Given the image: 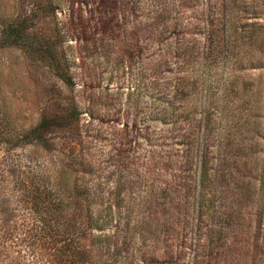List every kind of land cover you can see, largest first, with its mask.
Segmentation results:
<instances>
[{"label":"rangeland","instance_id":"1","mask_svg":"<svg viewBox=\"0 0 264 264\" xmlns=\"http://www.w3.org/2000/svg\"><path fill=\"white\" fill-rule=\"evenodd\" d=\"M43 1L0 0V264H55L50 207L78 196L93 224L70 263L264 264V0H51L36 21ZM24 15L70 86L5 38Z\"/></svg>","mask_w":264,"mask_h":264},{"label":"trees","instance_id":"2","mask_svg":"<svg viewBox=\"0 0 264 264\" xmlns=\"http://www.w3.org/2000/svg\"><path fill=\"white\" fill-rule=\"evenodd\" d=\"M54 10L55 6L53 5L52 1L44 0L42 3L39 2V4L34 5L29 12L30 15L36 17V21H49V19L54 16ZM14 21L16 22H11L7 27H5V38L7 40L11 39V42L14 43H18L19 41L17 40L20 39V44L26 51L32 52L34 53V55H38L40 58H42L44 62L52 69L53 74L62 83L70 86L72 84V80L68 73L67 65L63 60L62 53H60L59 49L55 45L56 43L54 41V38L42 37L36 40L25 38L22 36L24 31L22 27L23 25L21 23H24L23 21H28L27 15H24L20 19H16ZM77 114L78 111H76V109L74 108H71L68 111L53 113L51 115H43L40 120L28 130L26 134L30 138V140L38 142L41 141L45 143L49 139V132H52L53 129H55L59 125L62 124V129H67L66 127L68 126L67 130H70L73 124V120L76 118ZM63 123H66V127ZM88 204L89 202L87 201V199L78 196V198L73 202V205L71 207L72 211L68 213L69 216L66 215L68 216L67 219L66 216H64L65 214L63 213V211L60 209V205L58 202H55L54 206L50 207L51 212L53 213L57 211L60 218V222H56L57 225L55 224V222L52 223L53 225L50 228V232L54 231V235H58L57 231H59L61 235L68 236L67 238H69L65 246L57 248L58 261L55 264H78L70 263V261L83 259L87 256L86 249H80L78 245L71 247L70 243H74V241L70 236H76L74 239H81L83 242L85 239H87V236L91 234L89 227L92 226L93 223L90 217V213L89 215L85 216L82 213V210L86 208ZM86 227L89 228L88 231L86 230Z\"/></svg>","mask_w":264,"mask_h":264}]
</instances>
